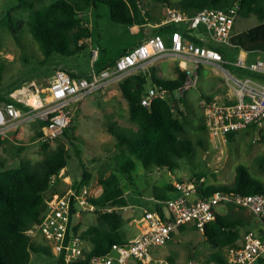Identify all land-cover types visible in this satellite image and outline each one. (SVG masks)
<instances>
[{"label":"trees","instance_id":"16d2710c","mask_svg":"<svg viewBox=\"0 0 264 264\" xmlns=\"http://www.w3.org/2000/svg\"><path fill=\"white\" fill-rule=\"evenodd\" d=\"M167 6H173L184 12L194 14L206 7L229 8L239 4V16L250 17L256 15L259 23L246 29L235 30L232 36V46L217 44L213 41H205L187 29L185 26L173 23L160 25L153 33H161L168 44H171V35L175 29H183L186 36L194 42L208 43L220 49L228 58L238 56L241 50L246 53L264 54V0H159ZM99 3L107 4L111 10V18L115 22L124 24H142L154 22L152 18H142L139 0H20V8H30L29 18L19 20L11 25L12 33L16 40L21 41L19 31L28 25L31 34L38 42L46 61L54 53L72 56L80 52L89 44L91 29L84 21L82 13L89 8H95ZM162 23L161 21H157ZM151 33V34H153ZM128 48L120 51L113 59L108 61H96L98 70L112 66L117 58ZM98 65V66H97ZM233 68L237 71L235 67ZM74 73V72H73ZM188 71L178 66L176 77L164 78L157 73L155 66L147 74L143 70L135 71L119 81L118 88L122 96L128 102V111L131 120L137 125L133 133L127 127L121 126L116 120L109 121L108 129L116 137L115 146L119 149L116 155L115 167L108 174L101 170L99 182L103 186L102 194L95 198L97 203L105 205L127 206L130 198L123 186V178L118 174H133L138 160L145 167L174 169L180 166L181 159L193 158L197 152V144L189 134L188 128V101L185 108L181 109L175 92L182 86L187 78ZM259 77V75H257ZM151 84L149 85V79ZM264 78V77H262ZM161 84L171 91L168 97L157 98L151 107L141 102V98L151 85ZM213 99L215 96H204ZM0 105L6 101H14L19 107L25 105L9 97L0 98ZM44 122H40L36 137L39 138ZM258 124L249 127L256 128ZM209 133L205 114L201 117V123L194 126ZM67 128L57 138L58 143L53 146L49 142H41L44 157L41 161L33 162L30 159H22L19 166L8 167L0 170V264H31L33 253H43L56 258L50 246L44 241H36L28 234L27 230L34 223L40 221L47 212L52 202L63 191L60 184L62 179L69 175L68 159L70 148L65 142L68 137ZM235 132L230 133L228 140L234 141ZM260 139L264 141V133L260 132ZM6 139L0 136V144ZM197 142L207 147V140L199 138ZM1 163L3 161L0 160ZM261 166H264V156L260 157ZM2 166H5L2 163ZM56 174L58 181L54 183L52 176ZM198 191L202 195H209L216 191L239 192L244 194L264 193V180L253 174L248 165L240 163L237 166L236 179L232 184H216L203 179L204 173H195ZM92 173L84 168L82 178L76 181V185L90 184ZM182 179L179 175L178 180ZM168 190H176L174 183H169ZM174 194L159 193L157 198L165 204L158 202L154 210L165 216L169 211V204ZM240 207L230 204L227 212H218L215 220L209 222L205 229V239L214 245L221 246L218 251L212 252L205 264L218 263L230 264L227 255L231 247L239 245L243 239L242 229L251 226L252 219L246 215ZM254 214V213H253ZM255 215V214H254ZM126 218L122 212L114 211L101 213L96 216V221L80 231L81 224L74 226L76 232L90 243V249L86 251L88 256L105 254L111 250L114 243L126 242V234L123 225ZM185 227L182 225L181 228ZM195 229H199L194 224ZM252 230V229H247ZM264 232V227H260ZM176 232L171 234V241ZM227 251V254H226ZM173 262L172 256H168ZM57 263H58V259ZM264 261V256L257 259Z\"/></svg>","mask_w":264,"mask_h":264},{"label":"built area","instance_id":"2783aa9c","mask_svg":"<svg viewBox=\"0 0 264 264\" xmlns=\"http://www.w3.org/2000/svg\"><path fill=\"white\" fill-rule=\"evenodd\" d=\"M238 11L239 4L229 8L206 7L194 14L167 6L163 25L177 23L187 29H200L204 36H194L232 46ZM99 54L100 47H93V57L96 59ZM168 58L190 60L194 64L192 69L182 65L188 75L185 83L176 91L178 96L175 92L181 109L185 108L182 98L199 82V69L203 64L218 63L225 71L223 73L228 92L213 99L203 97L201 101L215 147L223 149L230 133L248 128L251 124L264 123V54L248 60L247 53L241 50L233 61L215 46L194 42L183 29H175L171 35V44L167 43L161 33L150 34L127 49L112 66L104 69L81 74L64 67L58 68L57 79L46 90L40 91L43 99L36 107L23 110L14 101L0 105V136H5L11 127L38 119L44 122L38 140L53 143L72 124L73 102L103 90L110 83L142 70L150 63ZM230 66L237 71L234 72ZM171 94L164 85H151L141 102L151 107L157 98H166ZM67 179L68 175L62 179V183ZM52 181H58L56 174L52 176ZM175 185L177 193L165 216L156 210L147 209L145 217L149 225L145 232L133 240L114 243L105 254L88 256V241L74 230L75 225L81 224L86 212L95 215L121 212L120 209L124 207L97 203L94 199L103 192L101 184L96 188L90 184L78 187L76 182L69 180L68 186L52 202L51 208L27 232L33 240L39 236L43 238L58 259V264H132L134 260L140 264H171L170 260L157 256L156 250L167 244L171 234L179 231L182 225L192 222L204 231L206 225L221 212L219 205L228 207L234 204L247 208L264 223V193L216 191L202 195L195 180L180 179ZM261 256H264V232L259 235L254 230H248L239 245L229 249L227 259L230 264H250Z\"/></svg>","mask_w":264,"mask_h":264},{"label":"rangeland","instance_id":"374dc122","mask_svg":"<svg viewBox=\"0 0 264 264\" xmlns=\"http://www.w3.org/2000/svg\"><path fill=\"white\" fill-rule=\"evenodd\" d=\"M142 18H152L161 20L164 16L166 4L159 0H139ZM20 0H0V98L13 97L22 101L26 105L36 104L38 98L37 90L33 87V81L38 84L48 80L50 74L57 64L66 63L70 68L85 74L91 70L92 64L96 63L92 55V48L102 42L101 60L113 59L120 51L136 43L142 36L144 28L139 24H124L112 20L111 10L107 4L99 3L95 8L83 11L82 16L91 29V46L89 43L84 49L72 56H65L54 53L46 61L38 42L31 34L28 25L19 31L22 40H16L12 33L11 25H15L23 18H29L30 8H20ZM256 15L250 17L238 16L235 30H246L259 23ZM153 30H151L152 32ZM193 35H202L200 29L192 30ZM250 53L247 55L249 56ZM251 56V55H250ZM252 56H255L253 54ZM233 61L237 56L231 57ZM194 68L190 60L168 58L148 64L142 70L149 74L155 66L157 73L164 78L176 77L178 66L184 70L182 65ZM98 66V65H97ZM233 69V68H232ZM200 71L199 82L190 88L185 95L188 101V128L189 134L197 144V152L193 158L181 159L180 166L169 169L167 167L153 169L144 166L138 160L133 174L120 173L123 178V186L128 192L130 204L120 211L124 215H131L134 223L126 219L123 230L126 237L130 238L134 230L140 223L146 221L145 211L154 209L158 202L165 204L157 198V195L166 192L172 195L175 191L168 190L169 183H176L180 177L183 180H193L195 173H204L203 179L216 184H232L237 175V166L244 163L249 166L251 172L264 180V166L258 159L264 156V141L260 139V132L264 133V123L256 128H245L236 131L234 141L229 140L223 149L215 147L210 133L194 126L201 123L204 109L201 106L202 98L206 96H223L228 92L225 83L224 73L208 64H203ZM236 72L235 69H233ZM51 79L45 83L51 84ZM151 84V78L149 79ZM178 96L179 93L176 92ZM186 106V103H184ZM73 110V121L68 130L66 144L70 148L68 159V170L76 180L82 177L84 168H88L92 173L90 185L95 188L100 185L99 177L101 170H106L109 174L115 167L116 155L119 149L116 148V137L109 131V121L116 120L121 126L127 127L130 133L137 130V125L131 120L128 111V102L119 92L111 99L105 98V93L95 92L87 95L71 105ZM37 120L26 124V127H18L23 136L20 139L11 140L7 138L0 144V160L3 159L0 170L8 167L19 166L22 159H30L33 162L41 161L44 152L41 142L36 137ZM204 138L209 146L200 145L197 140ZM58 140L51 143L56 146ZM223 150V151H222ZM81 179V178H80ZM78 179V181L80 180ZM63 189L64 184H60ZM219 211L227 212L225 205L218 206ZM240 209V207H237ZM242 211L251 217L252 224L243 228V234L247 229L254 230L261 234L260 227L264 223L254 215L249 209ZM94 213L86 212L81 219L80 231L86 229L88 225L96 221ZM205 234L201 230L185 229L181 233H176L171 241L156 250V255L165 259L172 256L174 261L171 264H205L209 255L221 249V246L214 245L205 239ZM36 241L44 242L41 236ZM90 245V243L88 242ZM227 254V251H226ZM31 264H58L56 258L43 253H33ZM132 264H140L134 260ZM218 264V263H210ZM250 264H264L258 260Z\"/></svg>","mask_w":264,"mask_h":264},{"label":"crops","instance_id":"0c3cea01","mask_svg":"<svg viewBox=\"0 0 264 264\" xmlns=\"http://www.w3.org/2000/svg\"><path fill=\"white\" fill-rule=\"evenodd\" d=\"M166 16H167V13H166V9H165L164 16H163V18H162L161 20L154 19V20H155L154 22H147V23L139 24L140 27L144 28L143 33H142V36H141V38H140L136 43H134V44L131 45L130 47L134 46V45L137 44L140 40H142V39L145 38L146 36H148V35H150L151 33H153L156 29H158V28L160 27V25H162V24L164 23V21L166 20ZM157 21H161L162 23H158ZM235 25H236V23H235ZM151 30H153V31L151 32ZM89 43L91 44V46H94V44L91 43V39L89 40ZM98 46L100 47V54H99V56H98V58H97V61H98V60L100 61V60H101V52H102V50L107 51V49L102 48V42H99ZM130 47H128V49H129ZM247 54H248V53H247ZM250 55H251V54H249V56L247 55L248 60L255 59L256 57L262 56L263 54H256L255 56H252V55L250 56ZM208 65H212V66H214V67L217 69L218 72H220V71L222 70L221 65L218 64V63H215V64H208ZM60 67H64V68H66L68 71H71V72H77V70L70 68L66 63L57 64V65L55 66L54 70L52 71V73L50 74V78H48V80L51 79V82H50V83H52L53 81H55V80L57 79L56 71H57V69L60 68ZM94 69H98V68L96 67V64L93 63V64H92V67H91V70H90L89 72L85 73V74H89V73H91ZM48 80H44V82H42V83H40V84H38L36 80L33 81V87H35V89L37 90V95L39 94V95H38V103H37V104L33 103L32 105H26V104H24V103L21 101V102L25 105V108L20 107L21 109H23V110H27V109L34 108V107H36V106L42 101V99H43V94H42L40 91H44V90H46V89L49 87V83H45V82L48 81ZM119 81H120V80H117V81H114V82L110 83V84H109L108 86H106L103 90H100V91H98V92H100V94H102V92L105 93V98H106V99H111L115 94H118V93L120 92V90H119V88H118ZM120 93H121V92H120ZM92 94H93V93H92ZM9 98H12V99L18 100V99L13 98V97H9ZM186 100H189V101H190V97L188 98V96H187ZM19 101H20V100H19ZM0 102H1V99H0ZM190 102H191V101H190ZM34 120H37V121H38V123H37V127H40V122H41V120L33 119V120H30V121L26 122V123L23 124V125L15 126V127H11V128H9V129L7 130V134H6L5 136H1V138H2V139H7V138H9V139H11V140H14V139H20V138L23 136V133H22V131H21L18 127H26V124H31V121H34ZM70 127H71V126H70ZM7 140H8V139H7ZM67 168H68V167H67ZM68 171H69V170H68ZM80 178H82V177H79V178H77L76 180H74V178L71 176V174H70V172H69L68 179H67V181H64L63 184H64V186H65V185L68 186V184H69V180H72V181L76 182V181H78V179H80ZM80 180H81V179H80ZM63 189H64V187H63ZM176 193H177V191L175 190V192L173 193L174 196H175ZM125 207H127V206H125ZM153 210H154V209H153ZM123 215H124V214H123ZM124 216H125L126 219H130V220H131L130 223H134V220H133V218H132L131 215H124ZM262 223H263V222H262ZM148 225H149V222H148L147 219H146L145 222L140 223L139 226H138V228H137L136 230L133 231L132 236H131L130 238H127V237H126V238H127V241H129V240H133L134 238H136V237L139 236L140 234L144 233L145 230L148 228ZM188 228H189V229H193V230H197V229H195V227H194V223L191 222V223L185 224V227H183V228L180 227L179 231H177L176 233H179V232L181 233V231H183V230H185V229H188ZM198 230H199V229H198ZM125 234H126V233H125ZM160 248H161V247H160Z\"/></svg>","mask_w":264,"mask_h":264},{"label":"bare ground","instance_id":"6f19581e","mask_svg":"<svg viewBox=\"0 0 264 264\" xmlns=\"http://www.w3.org/2000/svg\"><path fill=\"white\" fill-rule=\"evenodd\" d=\"M38 103V98L36 99V104Z\"/></svg>","mask_w":264,"mask_h":264}]
</instances>
